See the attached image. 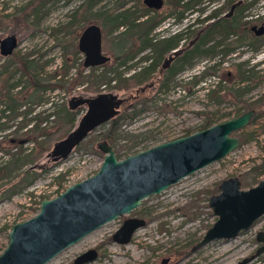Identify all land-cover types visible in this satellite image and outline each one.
<instances>
[{"label":"rangeland","instance_id":"1","mask_svg":"<svg viewBox=\"0 0 264 264\" xmlns=\"http://www.w3.org/2000/svg\"><path fill=\"white\" fill-rule=\"evenodd\" d=\"M40 1L0 0V38L14 33L18 44L13 52L33 61L36 77L38 75L40 79L51 81L60 74L49 77V73L58 70L65 58L71 63L65 75L68 81L79 71L82 75L90 71L89 67L81 68L84 53L77 46L78 37L88 23L101 25L104 12L113 15L129 6L136 5L139 9L146 6L143 0H125L123 3H118L121 0H96L86 10L85 3L89 0ZM255 5L264 7V0H258ZM170 9L169 0H163V4L150 10L149 14L153 15L155 11L167 13ZM191 11L188 10V14H185L188 18L181 19L180 23H176L174 14H168L151 32L161 36L165 33L172 34L184 23V28L189 26L194 15L190 14ZM82 15H87V18ZM190 28L192 27L189 26ZM127 29L125 25H120L107 33L103 31V50L109 54L120 53L130 39H122L121 44L116 47V35ZM249 34L253 32L249 31ZM262 36L264 37V33ZM186 37L188 41L190 35L186 34ZM64 45H68V50L71 51L66 56L63 52ZM74 47L78 49L76 53L72 52ZM13 56L0 53V111L6 105L3 100L6 85L21 79L20 84L12 88L16 99L22 101L16 106V110L31 107V113L36 111L47 114L52 109L55 115L50 114L46 124H41L44 129L38 138L45 140L49 147L42 152L36 164L28 162L21 168L11 170L3 178L6 185L4 187H7L17 180V173L24 168L40 171L32 184L9 197L0 195V253L8 243L11 226L34 215L39 209L41 198L48 194L51 197L57 195L68 185L95 173L100 167L104 152L96 144L101 140V132L108 127V121L89 132L80 143L72 147L67 156L54 158L48 153L57 140L65 137L78 125L87 109L86 103L72 106L71 102L80 97H95L100 92L108 91L116 94L122 101L126 99L125 105L130 113L133 108L139 109L145 103V107L135 115L121 120L117 138L110 143L120 158L204 128L207 121L212 124L227 119L254 103V118L233 132L239 137H251L244 139L221 158L181 177L160 192L143 197L142 202L129 212L105 222L58 252L45 264H75L74 258L92 247H98V256L85 264H232L256 251L261 244L256 239V234L259 230H264V213L234 237L214 238L199 247L194 245L217 218L208 204V198L219 191L222 179L230 176L244 178V185H241L243 188L264 179V166L254 168L264 157V42L258 50L240 48L239 52H231L221 60L217 56L205 57L187 68L179 85L171 82L167 92L159 89L155 93L146 90L140 96H136V87L139 85L118 89L109 84L103 85L104 81L99 82L93 78L70 86L66 83V86L38 91L29 84L28 77L22 75L21 64ZM216 62L213 72L204 75L200 72L203 66L212 69ZM235 62H244L245 67L254 65L255 74L250 81L242 82L237 78ZM95 67L96 74L103 69L101 65ZM121 68L124 73L129 71L128 68ZM245 85L248 88L238 95L237 91ZM216 88L218 91L215 92ZM39 97L41 99L37 101ZM51 99L52 104H49ZM61 107L75 111L72 125L61 118L65 115L64 110H60ZM121 112L124 109L119 105L116 114ZM2 120L8 121L11 126L0 129V163L9 159L11 153L16 151L14 140L24 139L21 143L25 151L34 145L33 140L28 138L29 135L22 134L25 128L16 127L17 121L14 118L5 117ZM9 137L14 140L6 141ZM3 147L10 148L9 152H5ZM59 173H64L61 178H57ZM128 216L144 217L146 223L135 229L128 242H117L112 234ZM226 244L230 247L228 252L224 251ZM245 264H264V251Z\"/></svg>","mask_w":264,"mask_h":264},{"label":"water","instance_id":"2","mask_svg":"<svg viewBox=\"0 0 264 264\" xmlns=\"http://www.w3.org/2000/svg\"><path fill=\"white\" fill-rule=\"evenodd\" d=\"M143 2L151 8L163 4V0ZM251 29L257 35L263 34L264 21L252 24ZM102 38V28L97 23L90 22L81 31L77 46L84 53L85 67L100 65L109 59L102 53ZM17 44L14 33L1 37L0 53L12 54ZM144 88L141 86L140 89ZM121 101L110 91L72 101V106L86 103L87 109L78 125L57 140L48 155L52 154L54 158L67 156L89 132L116 114ZM254 114L255 108L250 107L207 127L121 158L107 140H99L96 145L104 152V157L97 171L68 185L55 196L41 198L34 215L15 222L9 231L8 243L0 253V264H45L105 222L129 212L142 202L143 197L160 192L181 177L227 154L240 143L239 136L233 132L247 125ZM218 187L219 191L208 198L217 218L194 247L214 238L234 237L264 213V179L243 188L238 176H230L222 179ZM145 223L144 217L128 216L113 232L112 238L120 243L128 242L135 229ZM256 239L261 241L256 251L232 264H245L264 251V230L257 232ZM96 257L97 249L92 247L79 253L73 262L85 264Z\"/></svg>","mask_w":264,"mask_h":264},{"label":"trees","instance_id":"3","mask_svg":"<svg viewBox=\"0 0 264 264\" xmlns=\"http://www.w3.org/2000/svg\"><path fill=\"white\" fill-rule=\"evenodd\" d=\"M44 0H41L40 2H43ZM96 0H89L86 5V10H88L92 4ZM125 0H121L118 3H123ZM258 0H230L229 4L232 6L236 11L240 8V13L242 9H247L252 4L257 2ZM169 3L171 4V9L167 13H159L156 12L153 15H150V10H154L155 8H151L149 6H143L139 9L136 5L129 6L126 8L121 9L120 11L116 12L113 15H107V12H104L103 14V22L100 25L102 28V33L105 31L106 33L111 31L113 28H116L120 25H125L128 29L123 31L122 33L116 35L118 41H116L115 45L116 47L121 44V40L124 39H130L129 43L125 48L122 49L120 53H116V57H120V60H118L117 63L114 61H108L105 63H102L101 66L103 67L102 71L99 73H94L95 66H90V71L86 73V75H82L81 71H79L73 79H70L69 81L65 78V75L71 65V63L66 61V58L64 59L63 65L58 70H54L53 72L49 73V77L53 76L56 77V75L60 76L55 78L54 81H51L50 79H40L39 76L37 77L34 74V67H33V61L27 58L24 55H19L16 52H13L12 54L13 59L17 60L21 64L22 69V75H26L29 80V84L31 83L34 87V89L38 91H42L48 88H55L58 86H70L71 84H74L76 82H82L83 80H92V78L95 80H98L99 82L104 81L105 84H109L111 87L115 88H129L133 84L139 85L143 83V81L150 75V73L155 70V68L158 66V64L162 61V56L166 50H168L170 47H173L178 44L179 40L186 36V34L190 35L189 38V45H191L187 50L184 51V56L187 55L188 58H192L188 61L187 64L191 65L193 61H200L201 59L207 58H214V56H217L220 60L222 57H224L226 54L234 52L238 45L247 47L251 50H258L263 42L264 37L257 34H249L250 30V24L251 19H242V13L241 14H234V16H229L228 18H219L214 20L213 22L209 24L204 25H197L193 26L190 24L192 28L189 29V26H186L182 31H179L175 34H172L165 38H157L154 39L155 36L151 33V30L155 28V26L168 14H174L176 19H180L184 16V10L188 7H190L194 2L193 0H186L184 4L180 6L179 0H169ZM102 14V12H101ZM84 18H87V15H82ZM143 17V18H141ZM207 16H205L204 19H206ZM202 19V21L204 20ZM70 24V23H69ZM242 24H244V28L242 29ZM238 32L240 35L236 38V41L233 40L230 33ZM104 36V35H103ZM229 38V39H228ZM145 47H150L152 49V53H146L143 55V58L148 59L149 57H152V61L144 66L141 70H138L134 72L131 76H126L121 65H125V68L129 66H132L136 63V60H133L131 62H128V60L133 58L137 52ZM241 48V49H242ZM79 49V48H78ZM77 48L74 47L72 50L73 53H76L78 51ZM64 56L69 54L71 51L68 50V45H64ZM196 57V59H194ZM141 58V59H143ZM84 59V58H83ZM75 60V58H74ZM215 61V60H214ZM168 62V61H167ZM184 57L183 55L181 57L177 56L173 61L171 66L173 67V72H176V67L179 65L178 68L185 67L184 65ZM73 64V63H72ZM164 63V61L161 63ZM217 64L214 63L212 69L210 68H204L202 70V74H206L208 72H213L215 68L214 66ZM167 65V64H166ZM234 65L236 66V76L239 80L242 82L250 81L252 79V75L255 73L254 65L252 66H244V62H235ZM81 68L83 69L85 66L83 64V60L80 63ZM61 71V72H60ZM170 75H166L163 82L160 83V89L161 88H168L171 81H173L174 73ZM35 76V77H34ZM21 79H16L15 81H12L8 83L5 87L3 100L6 101L5 108L0 111V129H6L9 128L11 125L6 120H2L5 117L8 118H14L15 121H17L16 127L19 128H25L23 131V135L28 136L29 139H32L34 142V145L32 148H30L28 151H25V148L23 147L22 143L19 141L20 139L14 140L12 137H9L6 141L11 142L14 140L16 151H13L11 153V157L7 159L6 161L0 163V195L9 197L12 193L19 191L23 189L25 186H28L33 183V181L36 179V177L39 175L40 171L37 169H32L30 167L22 169L20 172L17 173L18 178L12 185H7V187H4L6 185L5 182H3V178H5L13 169L21 168L24 164L30 162L33 165L36 164L37 159L41 156L42 152L46 150L49 147V144L45 142V140L39 139L38 135L40 132H43L42 129H44L43 121H47V118L49 117L50 113L41 114L40 112H32L31 107H27L24 110H16V106L21 104L22 101H18L16 97L14 96L12 92V88L20 84ZM114 83H111V82ZM218 82V81H217ZM136 96H140L145 91H142L139 86H137ZM248 88V85H245L241 87L237 92L238 95L242 93V91L246 90ZM215 92L218 91V88L214 89ZM213 90V91H214ZM27 92V91H26ZM27 94V93H26ZM27 96V95H26ZM41 99L40 97L37 99L39 101ZM126 99L121 101L120 106L124 109V112L121 114H114L112 115L108 120V127L104 128V130L101 132L100 139L107 140L109 143H112L117 138V128L121 122L122 119L126 116H133L135 115L139 110L143 109L145 107V103L143 102V106L139 109H132V113H130L129 110L126 108ZM254 103H251V106H248L247 108L254 107ZM7 108V109H6ZM65 112L63 117L64 120H68L70 122V125L73 124L75 119V111H69L66 110V107H61ZM6 110L11 113H6ZM59 110V112H60ZM243 111V110H242ZM242 111H238L236 114L230 115L234 116ZM58 112V110H57ZM58 112V113H59ZM255 115V114H254ZM254 116L252 117V119ZM251 119V120H252ZM210 125V121H207L203 127H206ZM251 136H248L250 138ZM27 138V137H26ZM240 142H242L247 137L240 135ZM247 138V139H248ZM19 142V143H18ZM1 146V142H0ZM4 148L5 152H9L10 148ZM98 150V149H96ZM264 166V157L262 160L257 163L254 168H261ZM64 173H59L57 178H61ZM241 185H244V178H241Z\"/></svg>","mask_w":264,"mask_h":264},{"label":"flooded vegetation","instance_id":"4","mask_svg":"<svg viewBox=\"0 0 264 264\" xmlns=\"http://www.w3.org/2000/svg\"><path fill=\"white\" fill-rule=\"evenodd\" d=\"M230 0H193V4L186 8L183 12L184 16L180 19H177L176 23H180L181 19L183 18H188L185 14H188V10H192L190 12V14H194L192 15V18L190 20V24L193 26H197V25H204V24H209L211 22H213L216 19L219 18H228L229 16H234V14H241L242 13V19H251V23L252 24H260L261 22L264 21V15L261 16H257V17H251V18H247L248 12L254 8L256 5L255 3L252 4L250 7H248L246 10L242 9L241 13H240V8L236 11L232 6H230L229 4ZM240 1V0H239ZM186 2V0H179L180 6L182 4H184ZM205 16H207L206 19ZM174 19H176V17H174ZM202 19H204L202 21ZM259 21V23H258ZM186 24V23H184ZM250 24V30L255 34L254 30L251 29V25ZM244 28V24H242V29ZM184 29V27L180 28L178 31L173 32L172 34H175L179 31H182ZM153 34L154 39L157 38H165L168 37L170 35H172L171 33H165L162 34L161 36H157L154 35V33H150ZM230 35L232 36L233 40L236 41V38L238 37V35H240L238 32H233L230 33ZM187 37L183 36L177 45L170 47L168 50H166L162 56V61L158 64V66L155 68V70H153L150 75L143 81V83L139 84V87L141 88V86H144L145 88L142 91H153L155 93V91L157 92L158 89L162 90L163 92H167V90L169 88H159L160 83L164 81L166 75H170L173 72V67L171 66L172 61L177 57H181L183 55L184 57V65L185 67L183 68H178L180 67L179 65H177L176 67V72L174 73V78L173 81L171 82H176L177 85L180 84L181 82V76L186 72L187 68L192 67L195 63H197L198 61H193V63L191 65L187 64L188 61L192 58H188L187 55L184 56V51L187 50V48H189L191 45H189V39L188 41H186ZM229 39V38H228ZM103 40V38H102ZM243 46L238 45V47L236 48V50L234 51L239 52L240 48H242ZM152 49L150 47H145L140 49L137 54L131 59L128 60V62H131L133 60H138L134 65L129 66L128 69L129 71H127L125 73L126 76H131L132 74H134V72L141 70L144 66L148 65L151 61H152V57H149L148 59L143 58V55H145L146 53H152ZM102 53L106 54L109 56V59H107L106 62L108 61H114L115 63L118 62V60H120V57H116L115 54H109L106 53L103 50V42H102ZM230 55V53L226 54L224 57H228ZM143 58V59H141ZM196 59V57L194 58ZM219 59V58H218ZM202 60V59H201ZM220 60V59H219ZM164 61V63L166 64H161ZM168 61V62H167ZM101 65V64H100ZM120 67H124L125 65H121ZM127 68V66H126ZM203 68H205L203 66ZM203 69L200 70V72H202ZM137 89V87H136ZM137 91V90H136ZM153 93V94H154ZM97 249V256H98V247Z\"/></svg>","mask_w":264,"mask_h":264},{"label":"built area","instance_id":"5","mask_svg":"<svg viewBox=\"0 0 264 264\" xmlns=\"http://www.w3.org/2000/svg\"><path fill=\"white\" fill-rule=\"evenodd\" d=\"M261 15H264V7H262L261 5H260V6H259V5H256L254 8H252V9L248 12L247 18L257 17V16H261ZM183 25H185V24H182V26L179 27L178 29H176L175 31H178L180 28L183 27ZM175 31H174V32H175ZM202 69H203V67H202ZM197 72H198V71H197ZM210 81H211V80H210ZM216 81H217V80H216ZM103 85H106V84L103 83ZM52 101H53V100L51 99V100L49 101V104H52V103H51ZM49 112H50V114H52V116L55 115L54 110L51 109V111H49ZM46 122H47V121H43L42 124H46ZM47 197H51V195L48 194Z\"/></svg>","mask_w":264,"mask_h":264},{"label":"bare ground","instance_id":"6","mask_svg":"<svg viewBox=\"0 0 264 264\" xmlns=\"http://www.w3.org/2000/svg\"><path fill=\"white\" fill-rule=\"evenodd\" d=\"M224 249H225L224 251L229 250V249H230L229 244H226V245L224 246ZM222 252H223V251H222ZM222 252H221V253H222ZM227 252H228V251H227ZM218 256H219V255H218Z\"/></svg>","mask_w":264,"mask_h":264}]
</instances>
